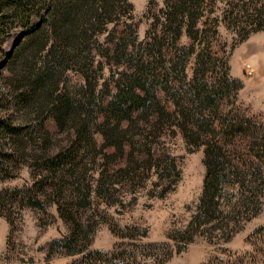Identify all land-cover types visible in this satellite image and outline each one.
Here are the masks:
<instances>
[{
  "label": "rangeland",
  "instance_id": "rangeland-1",
  "mask_svg": "<svg viewBox=\"0 0 264 264\" xmlns=\"http://www.w3.org/2000/svg\"><path fill=\"white\" fill-rule=\"evenodd\" d=\"M32 1L58 4L56 14L34 20L35 13L28 15L35 4L21 16L10 0H0V26L9 25L0 44V161L13 167L0 182V196L26 187L34 196L38 184L49 183L44 170L50 155L61 150L67 158L78 147L87 165L75 193H88L89 183L91 191L75 200V209L91 228L90 241L80 253L58 250L59 244L52 250L72 224L51 196L44 197V208L19 201L11 220L0 214V264H264V241L254 234L264 225V203L225 234L223 216L241 198L239 188L227 187L216 214L202 212L207 144L188 141L179 126L185 101L197 108L199 55L211 53L215 61L205 76L211 86L226 88L204 111L207 141L218 133L227 150L238 147L248 179L264 182L263 143L226 137L220 126L246 117L264 129V0H193L197 25L190 31L186 22L177 41L170 17L181 0H120L113 21L94 20V31L83 24L80 31L88 32L77 42L66 33L77 16L63 14L70 0ZM22 17L43 29L30 35ZM53 24L61 32H53ZM75 54L80 64L67 58ZM149 56L151 62H140ZM132 85L137 94L128 92ZM28 89L46 107L25 117L20 97ZM124 98L135 101L124 104L132 105L129 112L119 106ZM199 116L194 119L201 122ZM78 128L91 142L76 140Z\"/></svg>",
  "mask_w": 264,
  "mask_h": 264
},
{
  "label": "trees",
  "instance_id": "trees-1",
  "mask_svg": "<svg viewBox=\"0 0 264 264\" xmlns=\"http://www.w3.org/2000/svg\"><path fill=\"white\" fill-rule=\"evenodd\" d=\"M14 9L18 13V15L24 16L26 13V9L28 10V3L32 5L35 4V9L29 12L28 16H31L32 13H35L34 20L37 15H41L45 13V16H49L50 14H56L55 8H58V4H43L36 3L32 0H10ZM120 0H70L69 7L66 11H64L65 18L69 19V15L76 14L77 16L72 21V25L68 31L66 29V33L68 36H71L76 42L77 40L85 36L88 30L84 28L80 31V27L82 28L83 24H87L90 30H95L96 22L94 20H102V17H107V20H112V14L115 12V8L117 6V2ZM127 2L130 0H126ZM103 2V3H100ZM193 0H181L179 3H176V11L173 13V17L171 15V29L174 31L176 41L180 38L182 34V26L187 22L189 24V30H193L198 21V16L194 9ZM131 4V3H130ZM28 12V11H27ZM59 12V11H58ZM20 16V17H21ZM44 16V15H43ZM23 24L25 30L31 35L38 31H41L43 28L41 25H31V21H24V17H22L19 21ZM79 26V31H77V27ZM9 28V25L3 24L0 26V44L3 43V33L6 29ZM53 28V32L58 34L61 32L63 27L53 24L51 29ZM199 37V35L197 36ZM68 45H71L68 43ZM67 45V46H68ZM129 44L127 43V46ZM44 46V45H43ZM69 49L66 48V52ZM161 52V46L158 49ZM155 52V51H152ZM155 54V53H153ZM67 58L71 60H76V63L80 64L79 55H68ZM153 59L149 56L148 59L142 58L140 60L141 63H149ZM199 61L201 65L202 77L198 79V83L196 84V95L194 97V102H197V108L194 110L189 109V105L185 103L182 105L185 107L184 111H181L180 123L179 126L182 129L184 136L188 139V141L200 144L206 143V164L208 167V171L205 178L203 194L201 197L200 207L205 215H214L220 211V203L223 200L227 201V197L229 196V192L227 187L236 184L241 193V198L236 202V204L232 207L230 211L224 214L223 216V226L225 234L236 230L241 219L251 218L252 216L257 215L264 203V182H257L255 179H248L249 174V166L245 165L248 163L246 159H244L243 154H239V148H235L233 150H227L226 147L221 144L222 137H218V133L213 135V140H208L210 129H208L209 125L206 122L207 117H204L205 110L212 105L215 104V100L219 97H222L225 94V86H221L222 89L215 88V86H211V81L205 76L206 68L211 65L215 58L211 53H206V55H199ZM207 66V67H206ZM80 70L86 76V78L90 79V73L85 65L82 63L80 65ZM141 70V69H140ZM139 73L142 74V71ZM226 77V76H225ZM227 78H225V81ZM58 82V81H57ZM210 87L212 90L210 91ZM136 86L132 85V88L128 91L129 93H135ZM137 94V92L135 93ZM122 95V94H121ZM42 96V95H41ZM141 98L146 97L145 95H138ZM40 97V96H39ZM39 97L32 95V93L28 90L20 97L21 102L26 110L24 116H29L35 110H43L46 107V102L41 101L39 103ZM145 99V98H144ZM132 100V103L135 101L130 98H124L120 100V107L129 112L132 109V105L130 108L124 107L126 102ZM192 100V99H191ZM194 105V104H193ZM58 105H56L57 107ZM196 107V106H194ZM122 109H120L122 111ZM119 110V111H120ZM117 112V109L115 110ZM180 114V113H179ZM198 114L200 115L201 122H198L194 119V116ZM56 115L59 121H61V115ZM237 118H234L231 123L227 121H223L220 123L222 127L221 130L226 129V137H231L233 135L240 136L239 138L245 139L247 137L254 138L263 143L264 149V129L259 130L254 127V124L251 125L250 118H238V121L234 122ZM0 125H4L3 121H0ZM9 125V124H8ZM16 125V124H15ZM17 126V125H16ZM15 126V127H16ZM261 126V125H260ZM16 129H18L16 127ZM43 130H45V124H43ZM21 130V129H18ZM76 140L82 142V137L85 133L81 131V128L76 129ZM218 137V138H217ZM91 142L92 138H89V135L86 136L85 139ZM120 149L124 148V145L119 147ZM2 147L0 146V152ZM70 157L65 158V153L63 151L53 152L50 155V159L47 161L46 169L44 172V177L49 179V183L38 184V193L31 196L29 194L30 189L28 187L16 188L12 190H6L0 196V214L6 216L8 219H12L11 211L17 204V202H24L25 205L36 206L40 208L43 207L44 197L51 196L53 200L57 203L59 212L62 217L72 224L71 233L65 239L57 240L52 245L59 244L58 250H60V245L66 250V252L70 254L80 253L85 251L89 247V237H90V226L83 225L80 222L79 215L75 209V200L79 201L82 199L88 198V195L91 191V185H87L86 194H80L79 199L77 196L79 194L75 193V183L81 180L82 176V167L87 165L81 159H79L80 149L78 147H73L69 150ZM238 158L237 163L235 160ZM79 159V160H78ZM243 165V166H241ZM260 167L258 168V170ZM13 173L12 165L3 163L0 161V182L8 177H11ZM246 174V176H245ZM43 181V180H40ZM73 186L72 189L70 185ZM229 200V199H228ZM223 212V211H221ZM220 212V213H221ZM201 213V212H200ZM199 217L196 216V218ZM255 236H259L260 239L264 241V225L260 226L255 231ZM97 252H94L95 254ZM92 254V252H91ZM79 264V263H74Z\"/></svg>",
  "mask_w": 264,
  "mask_h": 264
},
{
  "label": "bare ground",
  "instance_id": "bare-ground-1",
  "mask_svg": "<svg viewBox=\"0 0 264 264\" xmlns=\"http://www.w3.org/2000/svg\"><path fill=\"white\" fill-rule=\"evenodd\" d=\"M260 48L262 47V46H259ZM263 48H264V46H263Z\"/></svg>",
  "mask_w": 264,
  "mask_h": 264
}]
</instances>
